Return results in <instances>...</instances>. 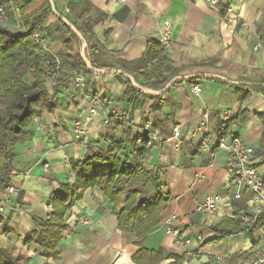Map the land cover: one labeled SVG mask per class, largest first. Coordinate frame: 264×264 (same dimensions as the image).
<instances>
[{
    "label": "crops",
    "instance_id": "0c3cea01",
    "mask_svg": "<svg viewBox=\"0 0 264 264\" xmlns=\"http://www.w3.org/2000/svg\"><path fill=\"white\" fill-rule=\"evenodd\" d=\"M228 1L246 27L239 23L227 26L222 15L208 7L204 0H53L58 13L71 19L77 27L85 21H95L90 32L94 48L89 52V60L99 69L111 70L119 61L142 58L150 44L159 45L164 31L162 24L168 21L172 44L164 53L178 70L174 79L212 74L225 81L207 78L200 81L198 96L191 93L195 85L176 82L156 107L148 99L124 98L125 85L119 75L87 81L89 90L105 97L117 96L121 109L138 102L129 113V127L118 125L113 117L105 125L104 118L98 115L87 125V134L79 142L72 136L71 125L74 120L87 117L88 102L65 93L67 83L58 88L57 107L50 113L42 108L28 128L24 142L13 148L15 158L10 185L17 191L18 200L7 220L10 232L0 234V249L13 246V256L20 258L22 264H135L132 258L139 248L133 244L134 236L117 229L112 204L97 188L84 191L65 214L67 228L62 233L55 258L43 256L38 238L32 233L38 231L39 223L52 213L49 201L60 185L74 183L72 166L83 161L88 147L106 150L112 140L125 141L129 132L138 135L145 123L165 141L171 137L174 126L179 125L186 133L194 129L206 113L208 131L213 137L219 127L218 114L230 109L237 117L229 123L225 134L253 148L251 163L264 176V93L249 89L248 97L240 101L232 88V85H254L264 78V0ZM85 5L104 18L98 20L96 13L83 8ZM71 6L76 9L70 10ZM45 9V0H29L25 16L32 20ZM0 26L21 31L18 12L12 9ZM39 28L47 37L48 50L36 52L34 62L38 65L43 66L52 56L61 59L80 54L83 42L71 39L66 47L64 40L68 37L61 33L52 14ZM257 45L258 50L254 51ZM61 62V75L65 80L70 70L62 59ZM26 80H30L29 77ZM44 81L52 94L54 88L45 76ZM184 140L179 150L173 149L171 141L147 144L151 147L143 166L152 174L153 181L137 196V204L157 195L167 203L142 249L161 255L159 264H234L240 255L258 245V232L219 238L210 227L224 219H239L240 213L249 212V194L244 190L240 199L234 198L235 187L226 173V150L209 157L192 146L185 135ZM129 149L131 145L127 146V151ZM198 176L202 179L198 180ZM210 195H219L222 201L216 213L207 218L198 213L196 207ZM169 230L178 231L181 244L175 243ZM198 238L201 241H197ZM185 240L190 241L189 245H184ZM197 249L208 251L210 255L187 256L189 251ZM219 256L223 259L216 262Z\"/></svg>",
    "mask_w": 264,
    "mask_h": 264
},
{
    "label": "trees",
    "instance_id": "16d2710c",
    "mask_svg": "<svg viewBox=\"0 0 264 264\" xmlns=\"http://www.w3.org/2000/svg\"><path fill=\"white\" fill-rule=\"evenodd\" d=\"M0 3L8 16L11 15L12 9L18 12L22 26L21 31H13L0 26L1 194L10 185L13 172L12 163L15 158L13 148L24 142L28 128L38 117L42 108L50 113L57 107V89L64 87L66 81L60 82L53 89L52 94H49L44 81V71L34 62L39 47L32 41V34L36 29H40L39 26L43 24L46 17L51 15L48 2L45 0L46 9L39 17L32 20L25 16L29 0H0ZM83 8L96 13L98 20L104 18V15L94 11L89 5ZM74 9L76 6L70 7V10ZM66 19L82 36L83 42L86 43V57L89 59V52L94 48L90 32L95 21H85L81 27H77L71 19L68 17ZM56 23L61 28V33L68 37L64 40L66 47L69 46L71 39H78L62 21L56 19ZM48 32L51 34L52 30L49 29ZM61 59L67 69L82 72L88 82L97 78L96 75L87 72L80 54L75 57L62 56ZM91 64L96 67L92 62ZM114 69H119L131 76L140 90L152 91L162 90L170 80L177 77L178 71L172 67L163 47L158 44H150L146 54L138 60L119 61ZM166 73L169 75L165 76ZM27 76L30 80H26ZM120 79L125 85L124 98L131 101L148 99L152 101L153 107H156L176 82L197 85L206 78L201 76L189 80H176L160 96L143 94L132 86L127 77L121 76ZM232 88L240 101H243L248 97L249 89L264 93V78L254 85H232ZM147 143V135H132L129 132L125 141L112 140L106 150L98 147L87 148L83 161L72 166L75 176L74 183L60 185L59 190L49 201L52 213L47 220L39 223L38 231L32 233L38 238L45 258L57 256L56 248L62 233L67 228L64 217L69 208L81 198L84 191L97 188L112 204V215L116 219L117 229L134 236L133 244L139 250L133 256V262L135 264H159L162 256L143 250L142 245L152 228L157 225V216L165 208L167 200L157 195L154 198L146 197L143 203L137 204V196L153 181L152 174L143 166V159L151 147ZM128 145H131V149L127 151ZM263 218L264 215L256 223H245L239 219H224L211 226L210 230L219 238H231L256 230ZM9 232L7 221L0 218V234ZM29 242L27 240L26 244ZM13 251V246L0 249V264H22L20 258L13 256Z\"/></svg>",
    "mask_w": 264,
    "mask_h": 264
},
{
    "label": "built area",
    "instance_id": "2783aa9c",
    "mask_svg": "<svg viewBox=\"0 0 264 264\" xmlns=\"http://www.w3.org/2000/svg\"><path fill=\"white\" fill-rule=\"evenodd\" d=\"M124 2L125 0H118ZM208 7L218 11L222 15L225 24L229 27H233L239 23L241 27H246V23L241 20L239 13L235 11L232 4L228 0H204ZM7 19L6 10L0 3V25ZM164 31L159 39V45L164 50L168 49L172 44L170 25L168 21L163 22ZM32 41L39 47V50L46 52L48 50L47 37L40 30L36 29L32 34ZM258 45L253 49L258 50ZM62 62L57 56H52L51 59L43 64L42 69L44 71L45 79L53 89L59 85L63 80L61 72ZM67 87L64 89L65 93H68L72 98L79 99L85 98L88 102L87 117L84 120L76 119L72 122L71 133L75 141L79 142L84 139L87 134V125L91 122L93 117L101 115L104 118V124L108 125L110 119L113 117L118 125L123 127H129V113L136 107V101L134 104L129 105L127 109H121L118 106L119 98L117 96L105 97L100 92L89 90L87 80L82 72L69 71L66 79ZM191 93L198 96L201 93V88L195 85L191 88ZM219 127L215 136L211 137L208 131L209 117L206 113L202 115L200 123L194 129H188L186 133L182 132L181 127L176 125L172 129V135L165 141H161L154 133L152 126L149 123H145L139 130V136L147 135L148 145L151 144H163L172 142L174 150H179L181 146L185 144L184 135L190 139L192 146L199 149L201 153L207 154L209 157H214L218 151L226 150L228 152L226 173L230 177L234 187V198L240 199L242 191H247L249 194L248 205L250 207L249 212H242L238 218L245 223H256L264 215V176L260 170L253 166L251 163L253 156V148L245 145L237 137H228L225 134L226 129L229 127V123L237 117V113L226 109L218 114ZM140 142V140H138ZM198 180L202 179V176L196 177ZM18 193L11 185L0 195V218L4 221L8 220L11 214V208L17 203ZM222 198L219 195H210L204 198L200 202L196 211L201 213L205 217L209 218L213 216L221 203ZM51 209V205H48ZM259 235V243L250 251L239 256L234 264H264V218L261 220L260 226L256 229ZM170 234L176 244H181L178 231L169 230ZM197 241H201L200 238ZM184 245H189L190 241L185 240ZM201 253L209 256L208 251L204 252L197 249L193 252L187 253L188 257L200 255ZM222 256L216 257V262L222 261Z\"/></svg>",
    "mask_w": 264,
    "mask_h": 264
},
{
    "label": "water",
    "instance_id": "95a60500",
    "mask_svg": "<svg viewBox=\"0 0 264 264\" xmlns=\"http://www.w3.org/2000/svg\"><path fill=\"white\" fill-rule=\"evenodd\" d=\"M46 1L49 4L50 10H51V14L56 19L62 21L65 25H67L70 28V30L76 35V37L83 42L82 36L77 31V29L63 15L58 13V11L55 8L53 0H46ZM80 58H81V60H82V62H83V64H84V66H85V68H86L88 73L94 74L97 77L105 76V75H119V76H122V77L125 76V77H127L130 80V82H131L133 87L137 88L141 93L146 94V95L160 96L176 80V79L170 80L166 84V86L160 91L140 90L139 87H138V84L135 82V80L131 76L126 75L123 71H121L119 69L108 70V69H99V68L93 67L91 62H90V60L86 57V43L85 42L82 43V48H81V51H80ZM201 76H203V77H205L207 79H215V80H219V81H225V79L223 77L212 75V74H205V75L193 74V75H189V76L179 77V80H189V79L198 78V77H201Z\"/></svg>",
    "mask_w": 264,
    "mask_h": 264
}]
</instances>
